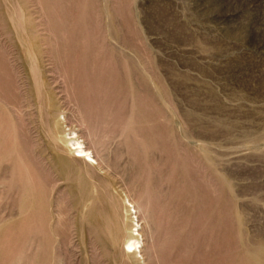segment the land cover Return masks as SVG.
<instances>
[{
	"label": "rangeland",
	"instance_id": "obj_1",
	"mask_svg": "<svg viewBox=\"0 0 264 264\" xmlns=\"http://www.w3.org/2000/svg\"><path fill=\"white\" fill-rule=\"evenodd\" d=\"M0 264H264V0H0Z\"/></svg>",
	"mask_w": 264,
	"mask_h": 264
},
{
	"label": "bare ground",
	"instance_id": "obj_2",
	"mask_svg": "<svg viewBox=\"0 0 264 264\" xmlns=\"http://www.w3.org/2000/svg\"><path fill=\"white\" fill-rule=\"evenodd\" d=\"M66 137H63L66 141H70L68 148L73 150L72 157L82 159L84 162L89 163L90 160H93V155L91 151L87 149V147L82 143V141L78 140V136L74 130L67 131ZM93 153V152H92ZM97 163V162H96ZM98 165V163H97ZM133 210V209H132ZM137 240L133 239L127 243L128 246L134 245ZM135 246V245H134ZM136 247V246H135Z\"/></svg>",
	"mask_w": 264,
	"mask_h": 264
}]
</instances>
